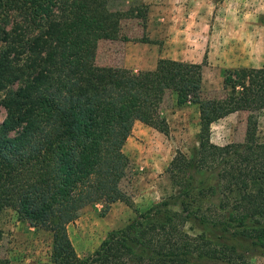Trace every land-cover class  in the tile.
<instances>
[{"label": "trees", "instance_id": "1", "mask_svg": "<svg viewBox=\"0 0 264 264\" xmlns=\"http://www.w3.org/2000/svg\"><path fill=\"white\" fill-rule=\"evenodd\" d=\"M122 16L107 0H0V211L50 231L52 264H250L264 256V141L217 145L210 126L264 109V64L226 70V97L206 100L207 52L201 62L159 58L142 73L98 65L97 44L118 38ZM167 92L200 114L197 147L168 166L178 191L134 209L80 258L71 216L98 201L131 205L123 146L135 121L168 130ZM0 264L10 263L0 255Z\"/></svg>", "mask_w": 264, "mask_h": 264}, {"label": "rangeland", "instance_id": "2", "mask_svg": "<svg viewBox=\"0 0 264 264\" xmlns=\"http://www.w3.org/2000/svg\"><path fill=\"white\" fill-rule=\"evenodd\" d=\"M170 3L178 5L179 1L170 0ZM183 3L187 8L181 22H176L168 12L167 21L162 20L160 29H153L147 24L148 10L143 0H107L108 9L121 11L123 16L118 38L98 42L96 63L128 68L135 73L149 70L153 61L143 48L144 42L158 45L160 54L185 58L187 62L197 59L201 62L207 52L200 98L224 99L226 70L264 64V0H185ZM148 31L156 33V38L149 40ZM175 97L167 92L160 108L168 123L166 132L135 121L123 146L129 165L120 187L129 196L131 205L123 201L109 205L98 201L71 216L67 232L80 258L92 253L109 231L127 224L135 214L134 209L144 211L178 191L172 184L168 166L178 151L190 156L197 147L200 114L197 103L177 105ZM5 113L0 108V121ZM210 140L217 145L264 141V109L233 112L214 121ZM184 229L191 235L201 232L194 222H187ZM206 235L212 236V232L206 230ZM51 251L50 231L20 220L11 208L0 211V255L10 264H52ZM250 264H264V256L252 257Z\"/></svg>", "mask_w": 264, "mask_h": 264}, {"label": "crops", "instance_id": "3", "mask_svg": "<svg viewBox=\"0 0 264 264\" xmlns=\"http://www.w3.org/2000/svg\"><path fill=\"white\" fill-rule=\"evenodd\" d=\"M144 3L147 6V18H148V22L147 24L149 26H151L153 29L155 28H159V26L163 25V21L166 22L167 19L166 17V13L169 12L170 17H172L174 20L181 22L182 21V17H183V12L186 10L187 5L183 3V1L185 0H176L179 1L178 5L175 4H171L170 0H143ZM185 6V7H184ZM168 24V23H167ZM156 26V27H155ZM165 31V30H164ZM143 35V32L141 33ZM156 33L154 32H149L147 33L146 36H148L149 40H153L154 38H156ZM114 42H120L118 40H115ZM143 48H146L147 51V55L152 57V68L155 67L157 60L159 58H171V59H175L177 60L178 58L175 57H168L166 56V54H160L159 51V47L158 45L151 43V42H144L143 43ZM178 60H182V61H187V59L185 58H180ZM199 60H193L190 62H198ZM124 66V65H123Z\"/></svg>", "mask_w": 264, "mask_h": 264}]
</instances>
